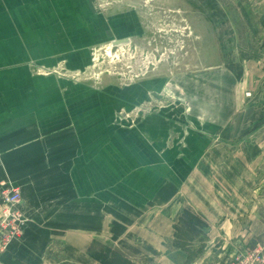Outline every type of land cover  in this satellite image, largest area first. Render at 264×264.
I'll use <instances>...</instances> for the list:
<instances>
[{
	"label": "crops",
	"instance_id": "1",
	"mask_svg": "<svg viewBox=\"0 0 264 264\" xmlns=\"http://www.w3.org/2000/svg\"><path fill=\"white\" fill-rule=\"evenodd\" d=\"M133 4L0 0V188H19L29 219L0 264H46L49 246H91L117 233L138 237L137 255L157 262L173 246L165 239L175 234L178 197L210 224L223 220L222 190L203 174L206 155L239 153L246 139L244 152L264 161V56L245 61L218 5L219 19L186 21L210 32L190 37L199 41L194 58L216 61L182 82L158 74L96 86L59 72L84 70L95 46L137 36ZM136 110L143 115L131 125L125 114ZM113 210L125 229L112 223Z\"/></svg>",
	"mask_w": 264,
	"mask_h": 264
},
{
	"label": "rangeland",
	"instance_id": "2",
	"mask_svg": "<svg viewBox=\"0 0 264 264\" xmlns=\"http://www.w3.org/2000/svg\"><path fill=\"white\" fill-rule=\"evenodd\" d=\"M133 5L139 10L143 26L137 36L123 44L105 43L95 46L91 53L92 59L84 70L67 72L65 68H61L59 72L96 86L110 82L132 83L158 74L175 77L176 82H182L184 73H189L191 68L193 71L199 70L201 62L212 64L216 61L211 57L194 58L197 57L194 46L199 45V41L190 43V37L210 32L200 26L191 28L186 22L198 25V19H219L220 15L213 11L216 5L222 10L224 17L234 23L240 50L247 56L245 61L252 55L264 56V0H134ZM210 28L215 30L214 27ZM203 42L206 44L207 39ZM190 47L193 57L189 56ZM206 81L212 86L215 78L209 76ZM251 94V90L245 89V105ZM247 106L241 109L244 110ZM245 113L243 111L241 114ZM140 114L143 115V112L136 110L125 116L134 125L136 116H141ZM247 132L241 131V134ZM245 140L242 139L238 144L239 153L226 152L224 148V153L206 155L201 161L205 177L222 190L219 198L225 200L226 207L223 220L210 224L189 204L183 207V197L177 198L182 205L173 217L174 222L177 215L187 208L208 223V227L202 228V233L195 232L194 239L187 244V248L201 249L200 253L188 256L185 250L174 245L165 246L164 254L157 262L147 261L137 255V247L133 246L138 243V237L125 241L121 237L124 235L117 233L112 237L97 236L91 246H49L46 264H104L95 255L104 258L107 253L105 258L112 260V251L109 250L122 253L135 264H229L246 250L264 249V161L244 152L242 143ZM262 145L264 146V141ZM112 215V223L117 222V227L120 224L121 229H125L127 224H121V220L115 217V210ZM20 238L12 239L0 251L6 250ZM174 239L166 238L165 243H173ZM187 257L191 258L190 262H186Z\"/></svg>",
	"mask_w": 264,
	"mask_h": 264
},
{
	"label": "built area",
	"instance_id": "3",
	"mask_svg": "<svg viewBox=\"0 0 264 264\" xmlns=\"http://www.w3.org/2000/svg\"><path fill=\"white\" fill-rule=\"evenodd\" d=\"M19 188L9 183L0 188V250L24 234L29 219L20 208ZM229 264H264V249L254 248L237 255Z\"/></svg>",
	"mask_w": 264,
	"mask_h": 264
},
{
	"label": "trees",
	"instance_id": "4",
	"mask_svg": "<svg viewBox=\"0 0 264 264\" xmlns=\"http://www.w3.org/2000/svg\"><path fill=\"white\" fill-rule=\"evenodd\" d=\"M207 228L208 223L195 214L193 211L184 208L175 218L174 228V241L173 245L176 248L185 250V252L190 255H194L193 253H200L201 249H192L187 248V244L192 241L195 237V232H201L202 228ZM112 251V260H107L105 256L104 258L100 255H95L96 258L101 259V262L104 264H135L132 260L126 258L122 253L114 250ZM110 255V254H109ZM191 258L187 257L186 262H190Z\"/></svg>",
	"mask_w": 264,
	"mask_h": 264
},
{
	"label": "water",
	"instance_id": "5",
	"mask_svg": "<svg viewBox=\"0 0 264 264\" xmlns=\"http://www.w3.org/2000/svg\"><path fill=\"white\" fill-rule=\"evenodd\" d=\"M130 40H131L130 37L121 38V39H116V40H113V41H112V44H113V45L123 44V43L129 42Z\"/></svg>",
	"mask_w": 264,
	"mask_h": 264
}]
</instances>
